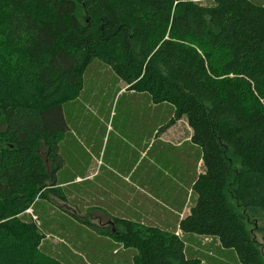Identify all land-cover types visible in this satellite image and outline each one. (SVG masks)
Here are the masks:
<instances>
[{
  "label": "trees",
  "instance_id": "1",
  "mask_svg": "<svg viewBox=\"0 0 264 264\" xmlns=\"http://www.w3.org/2000/svg\"><path fill=\"white\" fill-rule=\"evenodd\" d=\"M96 59L129 91L173 105L159 130L185 118L202 150L181 234L216 237L241 264H264L227 199L233 178L235 198L264 211V4L253 0H0V264H59L37 252L39 236L23 234L17 215L41 189L67 200L64 105ZM111 219L79 222L134 249L139 264H200L181 234Z\"/></svg>",
  "mask_w": 264,
  "mask_h": 264
},
{
  "label": "rangeland",
  "instance_id": "2",
  "mask_svg": "<svg viewBox=\"0 0 264 264\" xmlns=\"http://www.w3.org/2000/svg\"><path fill=\"white\" fill-rule=\"evenodd\" d=\"M199 1L213 4V0ZM253 1L264 4V0ZM124 86L103 61L96 59L89 65L79 96L64 105L71 129L61 142V153L69 174L72 171L86 175L91 170L95 175L101 174L83 183L64 184L61 181L70 178L58 179L67 200L50 192L45 194L41 189L30 208L17 215L23 234L33 231L39 236L37 252L59 264H139L134 249L124 247L111 235L96 233L65 214L60 206L67 208L68 205L79 215L104 225L112 220L106 215L142 223L151 216L159 218L170 213L172 198L183 207H191L196 202V194L189 188L191 182L189 187L187 185L188 176L191 179L194 173L201 172L200 166L196 167L195 150L175 145L169 136L156 138L159 128L173 116V105H155L148 93L122 90ZM154 130L153 142L148 147L149 157H140L128 137L133 135L143 143ZM174 131L182 134L188 131L189 136L191 129L184 118ZM198 149L202 153L201 148ZM228 159L233 169H237L238 159L232 155ZM126 175L130 179H126ZM103 178L107 180L101 185ZM233 180L231 178L228 184L227 199L244 218L264 260V211L244 207L232 193ZM146 219L144 221L149 222ZM174 226L169 219L167 227L174 229ZM182 236L187 256L198 259L200 264H241L236 251L224 248L216 237Z\"/></svg>",
  "mask_w": 264,
  "mask_h": 264
},
{
  "label": "crops",
  "instance_id": "3",
  "mask_svg": "<svg viewBox=\"0 0 264 264\" xmlns=\"http://www.w3.org/2000/svg\"><path fill=\"white\" fill-rule=\"evenodd\" d=\"M128 86L125 84V86L123 87L122 90L126 89L127 91H129L128 89ZM183 119H181L180 121L176 122L173 126H171L170 128L166 129L165 131H157L156 133V138L161 136V138H166V136H169V138L175 142V145L177 146H186L187 148L189 149H193V151L195 150L196 154H197V159H196V167L200 166V170L201 172H204V166H203V156H202V153L201 151L198 149L199 147L196 146L195 144L191 143V136H192V133L190 131V135L188 136V131L185 132L184 134L182 133H179V132H176L174 131V127L179 123L181 122ZM155 130L153 132V134L151 135V137L148 139L146 138L145 142L141 143V141H139V139L135 138L133 135H130L128 137V141L130 143V145L132 146L133 149H136L135 151H137L139 154H140V157L143 155L145 158L146 157H149V151H148V147H149V144H151L153 141H151L155 134ZM181 134V135H180ZM183 136V138H182ZM120 137V136H118ZM172 137V138H171ZM122 138V136L120 137ZM155 138V139H156ZM65 139V137H64ZM63 139V140H64ZM176 139V140H175ZM193 144V145H192ZM152 160L155 161V159L153 157H150ZM140 160V159H139ZM66 161V159H65ZM65 167H67V162L65 163V166L62 170H60L58 172V179L61 181L62 180H65L66 178H70L69 181H66V182H62L61 183H83L84 181H88V180H92V179H95L96 176H99L101 174V172L98 174L95 175V171L91 170L90 173L86 174V175H82L80 173H76V172H72L69 174V172H67V168L65 169ZM199 169V167H198ZM93 171V172H92ZM92 172V173H91ZM200 171H198L197 174L194 173V175L191 177V179L187 178V182H188V187L189 185L191 184V187L189 188H192V185L193 183L195 182L198 174L201 173ZM186 175H187V172H186ZM126 179H130L129 178V175H126L125 177ZM68 180V179H66ZM71 180H74V181H71ZM104 182L101 183V185H104L106 183V180L107 179H104ZM191 182V183H190ZM190 183V184H189ZM59 185V184H58ZM61 186V185H60ZM171 202L170 206H169V212L170 213H166V214H162L161 217L157 218L155 217L153 219V217H149V218H145L146 220H148L149 222H146L144 220H142L144 222V224H147V225H153V226H157L165 231H170V232H175L177 234H179L180 232V228H179V223H180V220L186 215L188 214L189 210L191 207H188L187 206H181L180 204L176 203L175 204V198H172L169 200ZM181 206V207H180ZM61 208V211H63L65 214L67 215H70L72 217H75L78 221L80 220H84L86 219V217L82 216V215H79L77 213V211L75 209L72 210V207L70 208L68 205L66 206L67 208H65L64 206H60ZM69 207V208H68ZM167 212V211H166ZM108 217H119L121 218L120 216H111V215H106ZM124 216V215H123ZM126 217V216H124ZM163 218V219H162ZM123 219V218H122ZM162 219V220H161ZM169 219H172L173 222L175 223V226H174V229H171V228H168L167 227V224H168V220ZM131 221H136V222H139L138 220H131ZM142 223V222H140ZM153 223V224H152ZM109 224H111V221H109Z\"/></svg>",
  "mask_w": 264,
  "mask_h": 264
}]
</instances>
